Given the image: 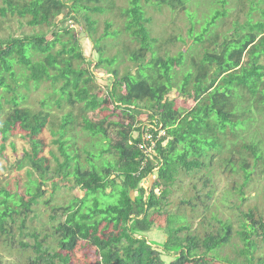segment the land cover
Instances as JSON below:
<instances>
[{
	"label": "trees",
	"instance_id": "trees-1",
	"mask_svg": "<svg viewBox=\"0 0 264 264\" xmlns=\"http://www.w3.org/2000/svg\"><path fill=\"white\" fill-rule=\"evenodd\" d=\"M65 8L68 17L56 21ZM150 8L169 13L171 23L174 13L187 17V41L177 31L152 37L151 22L157 19ZM0 17V25L13 19L18 27L26 22L33 29L0 39V151L16 128L29 144L17 165L25 169L24 194L0 188V238L14 244L15 228L33 238L32 243L19 239L26 264H71L89 247L97 257L93 264H213L233 234L242 242L238 253L247 264H264L254 255L253 239L264 229L263 213L241 212L235 228L221 219L216 224L218 213L211 211L209 224L219 228L201 235L190 231L187 216L198 207L210 211L211 170L222 167L233 178L243 173L242 183L231 180L227 190L241 201L261 166L264 176V135L258 137L264 130V0H0ZM81 17L99 54L94 68H112L104 97L93 60L66 24L80 25ZM100 22L104 29L95 38ZM126 35L138 45L126 47L134 68H123L120 75L122 55H106L102 41ZM181 43L174 54L159 50ZM41 88L38 110L21 107ZM174 88L193 99L191 109L168 96ZM116 110L123 118L113 121ZM89 112L102 117L94 121ZM144 112L147 128L138 119ZM112 128L115 139L109 136ZM83 138L88 139L83 143ZM9 146L16 149L13 142ZM187 177L203 182L191 183L194 193L187 196L186 190L171 212L169 198ZM47 182L52 196L63 186L82 196L69 205L44 201L51 211L39 231L27 218ZM11 195L19 198L15 210ZM158 214L166 215V236L156 246L147 233Z\"/></svg>",
	"mask_w": 264,
	"mask_h": 264
},
{
	"label": "rangeland",
	"instance_id": "rangeland-1",
	"mask_svg": "<svg viewBox=\"0 0 264 264\" xmlns=\"http://www.w3.org/2000/svg\"><path fill=\"white\" fill-rule=\"evenodd\" d=\"M233 0H231L232 2ZM71 3V2H69ZM208 8V7H207ZM152 9V8H150ZM149 9V10H150ZM200 10L203 12L204 8H200ZM68 11L69 9L65 8L63 13L59 15V17L56 18V21H59L63 19V17H68ZM156 14V21H152L151 24L153 31H152V37H169V35H174L175 31L180 32L182 36L186 38L187 41V27L189 26L187 17L183 16L182 14H176L177 19L174 23H171L172 16L167 14H160L158 11H153ZM213 8L210 10L208 8V13L211 15L213 14ZM149 14V12H148ZM199 16H201V12L199 11ZM203 17V15H202ZM2 17H0V20ZM80 25L77 24L75 21H66V24H69L76 35L79 37L80 45L83 50V54L85 57H87L90 60H93V64L91 65V69L95 70L96 73V81L99 82L100 86V97H104L107 93V87L109 88L111 85V70L112 68H98L95 69L94 65L98 61L99 54L95 50L93 40L88 36V30L85 20L81 17L80 18ZM5 21V20H4ZM5 24L0 25V27L4 28L3 30H0V39L5 38L10 33L12 34H19L20 32L25 33H32L33 29L27 26V23L25 22L23 25L18 27V22L9 20L5 21ZM119 24V23H118ZM46 29V27H44ZM1 29V28H0ZM104 24L100 22V25L98 26V33H96L94 36L95 38L99 37L103 32ZM223 29L224 31L227 30L226 25L220 26V30ZM160 39V38H159ZM103 45L106 43V55H113L116 53H119V55H122V57L119 58V61H121L118 65L119 73L121 75V71L124 68L127 69H133L132 67L133 62L128 59L127 53H126V47L129 49L134 48L138 44L129 36H122L121 38H118L115 40L113 37H110L108 40L102 41ZM160 45V44H159ZM184 47V43L181 44H169L167 47H162L163 50H168L171 54H174L181 50ZM127 50V51H128ZM160 53V52H159ZM163 55V53H160ZM243 60H246V57L243 58ZM264 63V61L262 62ZM109 69V70H108ZM181 80V76L178 77L177 81ZM44 86V85H43ZM42 86V87H43ZM41 89H37L33 91L28 98V100L21 105V107H27L31 110H38L39 108V99H41L42 93L40 92ZM170 98H176L179 105L182 107H185V109L189 110L193 107V99L191 98H185L180 93H178V90L174 88V90L168 95ZM112 107V105H109ZM57 111V110H56ZM7 113V112H5ZM57 113H60L57 111ZM121 111L116 110L115 115L113 118H111L113 121L122 119ZM89 117L93 119L94 121H98L99 118L102 117V115H98L97 112H89ZM4 116L1 117L3 119ZM0 119V120H1ZM138 119L142 121L145 125L144 127H149L147 124L149 123V119L147 118V114L144 112L142 113ZM114 128L110 129L109 136L112 139H115V131H113ZM22 132L16 128L14 131H12V137L10 138L8 142V146L6 145V149L4 151H0V188L5 187V189H9L14 194L15 192L24 194V187L23 184L26 181V175H25V169L18 170L17 165L21 162L23 157L24 150L29 148V144L25 139L22 137ZM163 134V133H161ZM135 137L138 135V132H135L133 134ZM264 135V130L261 131V133L258 134V137H262ZM88 139V138H87ZM87 139L83 138L81 141L86 142ZM13 142L16 146L15 150L10 149L9 143ZM2 144V141L0 140V145ZM82 145V144H81ZM262 170L261 168H258V171L260 172ZM218 171V172H217ZM259 172H257V175L253 181H250V185L247 187L245 192V200L241 201L238 197L235 195L229 194L227 190L229 189L231 180H235V186L240 185L242 183V176L243 173L239 172L235 178L229 177V173H226L222 167L215 168L209 172V175L213 179V186H208V189H213V195L212 199L209 204H207V208L210 207V211L205 210L206 208L198 207L196 209L197 212H195L194 215H192L191 211L187 212V216L189 218L188 222L191 223V229L190 231L193 233H196L198 235H201L203 233H208L209 231L216 230L219 227H216L217 221L221 219L222 222H229L233 223L234 227L237 228L238 224L237 221L239 220V217H241V212L247 213L251 209L254 210L255 213H263L264 218V176L260 175ZM207 175V172H206ZM205 176V174H204ZM36 177V176H34ZM151 178H154L153 176ZM195 179V178H194ZM203 180L196 179L192 181L190 177L184 178L182 182L175 188L174 195L170 196L169 198V207L171 212L175 211L177 209V204H179V200L181 197L185 196L186 190L191 189V183H197L200 187ZM145 187H148V183H145L143 185ZM212 187V188H211ZM45 190L44 195L39 198V202L37 205L33 206V212H30L27 218V223L30 227H34L36 229H39V231L42 229L44 223L49 222V214L50 209L45 204L44 201L50 200V205H65L70 204L71 202L74 203V198H80L82 196L81 191L74 189L69 190L67 187H60L56 194L54 196L51 195L52 193V185L51 182H47L46 185L43 187ZM110 192V189L107 191ZM194 192L193 190H190L187 194V196L192 195ZM206 194V192H205ZM4 197L0 195V199ZM226 197L228 199L227 203H222L220 199H223ZM26 198V197H25ZM10 199H13L12 204L9 203L10 206H12V209L14 207H17L18 202V196L17 195H11ZM53 199V200H52ZM73 200V201H72ZM104 200L107 202H114V198L110 196L104 197ZM199 205V203H198ZM11 208V207H10ZM16 208H14L15 210ZM11 209H9L7 214H10ZM211 211L217 212V218L214 219L216 224L214 222H210V214ZM189 213V214H188ZM210 213V214H209ZM137 214V210H133V215ZM37 215V216H35ZM194 216V217H193ZM9 218V217H7ZM165 214H158V220L156 219V224L152 228V230L147 233V238L150 241V243L159 246V243H162L166 236V230L164 228L165 225ZM264 221V220H263ZM18 225V224H17ZM207 230V231H205ZM186 232V231H184ZM258 237L253 236L254 238H257V250L255 252V257H258L260 261L264 259V229L258 230ZM12 239L14 240V244L11 245V241H5L2 237L0 238V260L2 264H26L27 258H26V252H23L21 249L22 247L19 246V239L24 240V243H32L33 238L31 237H24L23 235L19 234L18 228H15L14 232L11 235ZM10 237V238H11ZM5 243V244H4ZM242 247V242L240 241L238 235L233 234L231 236L230 242L226 244L225 246L218 249L220 258L219 261L215 260L213 261V264H247L246 261L242 256L239 255L238 251L239 248ZM29 248V247H28ZM214 254V253H213ZM76 258L72 260L71 264H93V262L96 260V256L94 253V249L92 247H89V249H83L81 252H77ZM164 259L167 261H170L171 258L165 257ZM264 262V261H263ZM254 264H258L257 261L254 262Z\"/></svg>",
	"mask_w": 264,
	"mask_h": 264
},
{
	"label": "built area",
	"instance_id": "built-area-1",
	"mask_svg": "<svg viewBox=\"0 0 264 264\" xmlns=\"http://www.w3.org/2000/svg\"><path fill=\"white\" fill-rule=\"evenodd\" d=\"M151 138V135L147 132V134H145V137H144V139H146V140H149ZM152 144H153V142H152ZM152 146V145H151ZM151 149L152 148H146V150L148 151V152H150L151 151Z\"/></svg>",
	"mask_w": 264,
	"mask_h": 264
},
{
	"label": "water",
	"instance_id": "water-1",
	"mask_svg": "<svg viewBox=\"0 0 264 264\" xmlns=\"http://www.w3.org/2000/svg\"><path fill=\"white\" fill-rule=\"evenodd\" d=\"M147 183V179L144 180V184Z\"/></svg>",
	"mask_w": 264,
	"mask_h": 264
},
{
	"label": "clouds",
	"instance_id": "clouds-1",
	"mask_svg": "<svg viewBox=\"0 0 264 264\" xmlns=\"http://www.w3.org/2000/svg\"><path fill=\"white\" fill-rule=\"evenodd\" d=\"M147 183H148V180H147ZM143 185H145L144 182H143ZM146 188H147V187H146Z\"/></svg>",
	"mask_w": 264,
	"mask_h": 264
}]
</instances>
